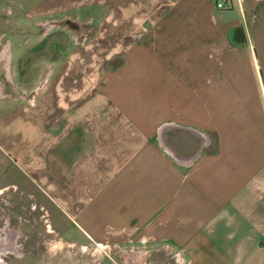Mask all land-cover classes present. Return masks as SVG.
I'll use <instances>...</instances> for the list:
<instances>
[{"label": "crops", "instance_id": "0c3cea01", "mask_svg": "<svg viewBox=\"0 0 264 264\" xmlns=\"http://www.w3.org/2000/svg\"><path fill=\"white\" fill-rule=\"evenodd\" d=\"M50 6L96 32L86 43L53 32L15 61L23 82L68 64L67 114L38 129L60 156L45 192L68 202L87 240L148 250L145 264H264V28L252 1ZM85 176V197L99 199L81 202Z\"/></svg>", "mask_w": 264, "mask_h": 264}, {"label": "rangeland", "instance_id": "374dc122", "mask_svg": "<svg viewBox=\"0 0 264 264\" xmlns=\"http://www.w3.org/2000/svg\"><path fill=\"white\" fill-rule=\"evenodd\" d=\"M251 1L254 20L264 28V0ZM51 2L0 0V239L7 238L5 229L9 228L18 248L16 253L1 252L0 259L6 264H140V259L145 264L142 259L148 257V250L140 253L132 244L123 248L87 240L79 223L68 215V202L61 205L45 192L43 176L49 182L54 180L49 165H56L60 156L51 155L52 147L38 144L42 141L37 138L38 129L56 128L59 115L67 114L68 107H60L59 98H68V64L64 65L61 78H50L52 68L44 76L40 68L30 82H23L15 61L53 32L66 31L76 36L77 43H86L96 32L94 26L71 11L53 15ZM51 82L54 85L48 90ZM41 95L44 98L40 100ZM44 116L46 122H40ZM65 147L63 141L59 152H64ZM31 157L39 159L41 168H25L23 161L28 162ZM84 178L75 191L83 196L81 202L99 199L85 197Z\"/></svg>", "mask_w": 264, "mask_h": 264}, {"label": "flooded vegetation", "instance_id": "af4514ba", "mask_svg": "<svg viewBox=\"0 0 264 264\" xmlns=\"http://www.w3.org/2000/svg\"><path fill=\"white\" fill-rule=\"evenodd\" d=\"M5 231L7 232V238L2 239V240H11V241H15L16 237L13 236V233L9 230V228H6ZM5 246L2 243V241H0V252H5ZM15 253L18 251L17 245H16V241H15V247L13 248V250Z\"/></svg>", "mask_w": 264, "mask_h": 264}, {"label": "bare ground", "instance_id": "6f19581e", "mask_svg": "<svg viewBox=\"0 0 264 264\" xmlns=\"http://www.w3.org/2000/svg\"><path fill=\"white\" fill-rule=\"evenodd\" d=\"M0 241H2V243L5 246V249H4L5 252L6 251H12L13 248L15 247V241H11V240H1V239H0ZM0 261L2 262V264H6L4 261H2V259H0Z\"/></svg>", "mask_w": 264, "mask_h": 264}, {"label": "built area", "instance_id": "2783aa9c", "mask_svg": "<svg viewBox=\"0 0 264 264\" xmlns=\"http://www.w3.org/2000/svg\"><path fill=\"white\" fill-rule=\"evenodd\" d=\"M216 7H217V9H225L226 3L225 2H219Z\"/></svg>", "mask_w": 264, "mask_h": 264}, {"label": "water", "instance_id": "95a60500", "mask_svg": "<svg viewBox=\"0 0 264 264\" xmlns=\"http://www.w3.org/2000/svg\"><path fill=\"white\" fill-rule=\"evenodd\" d=\"M0 264H2V262L0 261Z\"/></svg>", "mask_w": 264, "mask_h": 264}]
</instances>
